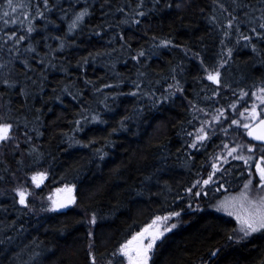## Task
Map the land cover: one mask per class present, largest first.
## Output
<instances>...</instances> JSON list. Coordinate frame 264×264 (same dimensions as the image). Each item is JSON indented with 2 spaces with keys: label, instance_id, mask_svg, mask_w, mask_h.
Returning a JSON list of instances; mask_svg holds the SVG:
<instances>
[{
  "label": "trees",
  "instance_id": "1",
  "mask_svg": "<svg viewBox=\"0 0 264 264\" xmlns=\"http://www.w3.org/2000/svg\"><path fill=\"white\" fill-rule=\"evenodd\" d=\"M228 1L0 0V264H124L121 246L164 216L150 264H264V230L238 238L204 200L255 174L232 148H261L243 123L264 86V0ZM228 56L260 67L238 82ZM66 186L76 203L52 210Z\"/></svg>",
  "mask_w": 264,
  "mask_h": 264
},
{
  "label": "rangeland",
  "instance_id": "2",
  "mask_svg": "<svg viewBox=\"0 0 264 264\" xmlns=\"http://www.w3.org/2000/svg\"><path fill=\"white\" fill-rule=\"evenodd\" d=\"M226 3L230 5L229 8L231 10L237 11V9H238L237 4L238 3L235 0H229ZM219 11L221 12V15L219 17V27H220L221 32L223 33V37H225V40L228 41V39L237 37V35H238L237 28H236V31L233 32L234 29L231 27V26H233V20H234V19L230 18L231 13L225 12V10H223V9L219 10ZM233 18H235V15H233ZM261 38H262V36H261ZM228 58H229V66H230L228 72L234 73V75H237L239 79L245 78L244 73L246 74L247 72H249V68H252V70L255 71L257 68L260 67L259 65H255L254 59L251 63H249L248 61H247L248 63H246L243 60H239L238 62H236V59L234 60V58H232V56L231 57L228 56ZM215 71L206 72V76L209 73H214ZM263 72H264V70L262 68L260 71L256 70L255 74L259 75ZM219 81H220V83H227L228 82L227 79L225 78V76L224 77L219 76ZM231 81H233V80H231ZM238 82L246 83L247 81L244 79H240ZM253 83H254V81H253ZM240 85H241L240 89L243 91L244 88H242V87L244 86V84H240ZM242 95L244 96L243 93H242ZM262 101H264V86H262L259 89H255L253 92L251 100L248 101V103L252 107L251 110H253V111H251V114L245 119L243 125H245V124L250 125V121L252 120V117H254L255 119L256 118L259 119V118L264 116V102H262ZM244 129H245L246 135H247L249 128L244 127ZM249 148H250V146L246 147V146H240L239 145L236 148V151L233 152V154L230 156V158L234 162H240L241 167L244 166L245 164H248V163L253 164V167H254L256 165V159H254V156L255 157L259 156L261 158L260 169L264 168V149H261V148L254 149L253 152L255 154H253L252 152H250L248 150ZM233 156H239V157H242V159H233ZM245 160H247L248 162L245 163ZM33 176H40V174L35 173V174L31 175L30 176L31 183H33L32 182ZM249 181H251V183H249ZM35 183L37 185V182H35ZM38 183H39V186H37V187H41L42 180H40ZM259 184H264V182L262 183V181H260V179H259V176L257 177V175L255 173L254 175L247 176V179L244 182L240 181L239 184H237L235 186V188H233V190L230 191L229 193H225L224 191H222L225 196L224 195L219 196V197L214 196L213 198H209V197L204 196V200L207 201L208 203H210L212 209H214L218 213H221L225 216L233 218L237 222V225H238L237 237L238 238H247L254 233H259L262 231V230H260V231L251 233L248 236H245L244 233L240 231L241 226H242L241 220L246 219L248 217L249 212L252 210V204L253 203H259V201L262 198H264V187H259ZM245 185H248V187H245ZM71 192H73V193L75 192L74 188L72 186L63 187V188L58 189L54 192L51 191L49 199H48V201H50V203H51L49 205V207L52 210H54L55 209V203L60 205V203L68 201L69 198L66 196V194L71 193ZM217 194H218V192H217ZM72 196H74V195H72ZM39 202L40 201H37V203H39ZM45 202H43V203H45ZM237 217H240V219H237ZM157 226L162 231L164 227H167V224H166V222L163 221L162 223L158 222ZM155 227L156 226L151 228L150 231H153ZM157 241H156V243H157ZM146 242L147 241H145V243ZM154 250H155V247L152 250V252L150 253V255L153 254ZM121 257L124 260V264H127V258L124 257L123 255H121Z\"/></svg>",
  "mask_w": 264,
  "mask_h": 264
},
{
  "label": "snow or ice",
  "instance_id": "3",
  "mask_svg": "<svg viewBox=\"0 0 264 264\" xmlns=\"http://www.w3.org/2000/svg\"><path fill=\"white\" fill-rule=\"evenodd\" d=\"M8 8L12 10L14 13L16 11L15 6L13 5V0H6ZM85 15L84 12H81L80 15L77 17V19L82 18ZM140 15H143V13H140ZM10 12L6 9L0 10V20H3V23L7 24L8 20L3 19L5 17H9ZM260 27L264 28V24L260 25ZM28 31H31L29 28ZM255 31V29H253ZM12 38V37H10ZM243 39L250 40L251 37H242ZM23 39V37H21ZM143 55V53H141ZM218 77L219 73L216 74L209 73L207 76V79L210 81H213L214 83H218ZM264 102V101H262ZM235 122V121H234ZM261 130L259 134H254L255 130H250L247 135L251 136L255 140H259L264 142V120L260 121ZM11 125L9 124H0V142L7 141L9 139V133L11 131ZM243 127L250 128V125H243ZM201 132H203V129H201ZM200 139H204V137H200ZM192 147H196L195 144L192 145ZM249 151H252V148L248 149ZM236 148H232L231 151L228 153L229 156L232 155V152H235ZM233 159H242V157L239 156H233ZM227 162V161H225ZM245 163H247V160H245ZM213 167H218L216 165H213ZM260 181H264V168L259 169ZM43 179V176H33L32 180L33 182H37V186H39V181ZM211 179V176L209 177V180ZM199 183V181H198ZM205 184L208 183V181H204ZM251 183V181H249ZM245 187H248V185H245ZM259 187H264V184H259ZM70 191V190H69ZM19 195V203L22 205H25L26 201V193L23 191H20L18 193ZM199 195V193H197ZM66 205H60V207H64ZM55 210V209H54ZM231 214V213H230ZM175 215H179V213H176ZM170 217L164 216V217H156L155 220L152 221V224L149 225V227L144 228L142 231L137 233V235L133 236L131 240L127 241L121 248H120V254L127 258V264H149V261L151 260L150 253L154 249L156 245V241L160 239L164 231H171L172 228L175 227V224H172L166 228H164V231H161L160 228L157 226L158 222L162 223L163 221H167ZM237 219H240V217H237ZM93 222H95V219L93 218ZM241 229L240 231L244 233L245 236L250 235L251 233L264 230V198H262L259 203H253L252 204V210L249 212L248 217L246 219L241 220ZM154 228L153 231H150L151 228ZM145 241H147L145 243ZM215 255V253H213Z\"/></svg>",
  "mask_w": 264,
  "mask_h": 264
},
{
  "label": "flooded vegetation",
  "instance_id": "4",
  "mask_svg": "<svg viewBox=\"0 0 264 264\" xmlns=\"http://www.w3.org/2000/svg\"><path fill=\"white\" fill-rule=\"evenodd\" d=\"M212 74H216V73H212ZM208 76V75H207ZM208 80V79H207ZM209 82H212V81H210V80H208ZM255 145V144H254ZM256 146H258V147H261V148H263L264 149V145H256ZM260 166H261V158L260 157H258V160H257V163H256V167H255V173H256V175H257V177L258 176H260V172H259V169H260ZM41 176V175H40ZM264 181H262V183H263ZM23 192H25L26 193V197H28L29 195H30V189L29 188H26V189H24V190H22ZM72 195H74L73 197H75V193H73V192H71V193H67L66 194V196L68 197V198H70V197H72ZM27 199V198H26ZM18 200H19V196H18ZM67 201H65V202H63V203H60V205H62V204H65ZM18 203H19V201H18ZM20 204V203H19ZM25 204L28 206V201L26 200L25 201ZM22 207H27V206H25V205H22V204H20ZM59 204H57V203H55V211H57V212H66L67 210H69L72 206H70L67 210H58L59 208V206H60ZM74 206V205H73ZM162 238V237H161ZM161 238L160 239H158V241H157V243H156V245L158 244V242L161 240ZM156 247V246H155ZM151 258H152V255H151ZM124 261V260H123ZM149 264H150V261H149Z\"/></svg>",
  "mask_w": 264,
  "mask_h": 264
},
{
  "label": "water",
  "instance_id": "5",
  "mask_svg": "<svg viewBox=\"0 0 264 264\" xmlns=\"http://www.w3.org/2000/svg\"><path fill=\"white\" fill-rule=\"evenodd\" d=\"M219 81V80H218ZM215 84H219V82L218 83H215ZM262 120H264V117L263 118H261L259 121H257L254 125H252L251 127H250V129H249V131L250 130H255V133L254 134H259L260 133V130H261V125H260V121H262ZM248 131V132H249ZM247 138H248V140L250 141V142H252V143H254V144H257V145H264V142H262V141H259V140H255V139H253L251 136H247ZM75 201H76V199L75 198H73V197H70L69 199H68V201L65 203V204H63V205H66V206H64V207H58L59 209V211L60 210H67L70 206H72V205H74L75 204Z\"/></svg>",
  "mask_w": 264,
  "mask_h": 264
}]
</instances>
